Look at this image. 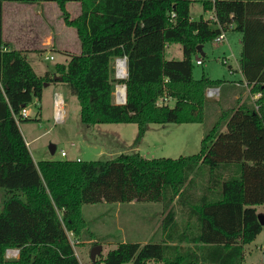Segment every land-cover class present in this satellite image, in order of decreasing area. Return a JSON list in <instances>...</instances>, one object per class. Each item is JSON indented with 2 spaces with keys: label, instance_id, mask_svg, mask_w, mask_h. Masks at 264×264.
Returning a JSON list of instances; mask_svg holds the SVG:
<instances>
[{
  "label": "trees",
  "instance_id": "obj_1",
  "mask_svg": "<svg viewBox=\"0 0 264 264\" xmlns=\"http://www.w3.org/2000/svg\"><path fill=\"white\" fill-rule=\"evenodd\" d=\"M4 2H54L74 28L80 53L56 65L60 79L38 76L23 52L6 50ZM71 2L80 8L74 19ZM193 2L216 21L191 20ZM228 28L241 34L240 71L250 95L260 96L221 111L198 154L32 160L18 123L33 119L20 112L51 81L77 99L82 124H135L133 148L151 124L201 123L206 89L223 81L194 80L191 58ZM172 44L181 59H165ZM124 57L127 76L116 79L113 63ZM117 84L125 85L124 104L113 101ZM0 190V264H80L68 233L93 246L100 240L86 229L82 205L132 201L161 204L162 240L120 242L91 264H243L244 246L262 230L256 207L264 206V0H0ZM7 249L18 257L6 259Z\"/></svg>",
  "mask_w": 264,
  "mask_h": 264
},
{
  "label": "rangeland",
  "instance_id": "obj_2",
  "mask_svg": "<svg viewBox=\"0 0 264 264\" xmlns=\"http://www.w3.org/2000/svg\"><path fill=\"white\" fill-rule=\"evenodd\" d=\"M55 4L54 2H48ZM40 4V3H39ZM46 15L34 19L33 23L43 37L36 50L26 53V59L33 70L40 76L46 73L49 78L60 79L56 71L57 64H66L71 54H75L74 43L76 33L74 28L66 26L59 9L55 4L47 5ZM70 19L77 17L75 3L66 4ZM42 16V17H41ZM192 20H198L200 16L204 20L210 16L204 12L200 2H193L190 6ZM9 23L6 20L5 24ZM233 32L230 29L224 31L225 41L216 45L212 41L202 46V54L192 55V78L199 80L203 77L211 82L223 81L226 88L224 96L211 98L204 104V119L198 124H151L143 135L139 144L133 148V140L137 134V127L131 123H106L95 126H87L80 122L79 103L71 96L61 82L50 83L42 91L40 100L33 99L27 106L30 119L21 120L18 123L19 130L24 141L28 142V149L33 159L37 162L45 158L59 159V152L63 148L67 153L66 159L79 158L83 162L107 160L120 153L138 152L143 158H171L196 155L200 152L201 141L223 110L231 109L237 104V100L244 101L250 95V88H246L242 82L238 86L232 85L239 79V74H230L229 65L236 69L235 60H240V47L235 43ZM237 33V32H235ZM39 40V39H38ZM52 56L53 59H48ZM167 60H179L182 58V49L179 44L168 45L164 51ZM123 59V58H118ZM114 61V76L117 75V61ZM202 60L201 65L195 61ZM226 62L223 63L222 61ZM126 77H124L125 79ZM118 79V78H116ZM123 85V84H119ZM117 85L113 92V101H117ZM44 87V86H43ZM60 90L65 102V120L56 124L53 120V91ZM125 91V90H124ZM257 99V98H254ZM254 101V100H253ZM173 101H169L172 105ZM54 145L56 153L50 154L49 147ZM199 191L196 190V194ZM4 198L3 190H0V208ZM257 212L264 214V206H257ZM82 215L87 224V230L91 232L102 246L100 256H105L108 251L116 248L120 242H134L141 245L144 242H159V224L163 218L160 203L130 202L84 204L81 207ZM176 219L179 223H185V216L181 215L179 208L175 207ZM261 238L264 237V226ZM71 244L76 251V257L80 264H91L89 259L90 249L94 240H87L85 235L79 233L69 236ZM98 237V238H97ZM86 239V240H85ZM76 241L78 244L76 245ZM96 246V245H95ZM99 256V257H100ZM96 257L95 259H97ZM255 259L253 258V261ZM247 264L248 261H245ZM149 264H161L150 262Z\"/></svg>",
  "mask_w": 264,
  "mask_h": 264
},
{
  "label": "crops",
  "instance_id": "obj_3",
  "mask_svg": "<svg viewBox=\"0 0 264 264\" xmlns=\"http://www.w3.org/2000/svg\"><path fill=\"white\" fill-rule=\"evenodd\" d=\"M73 3H75V5L77 7V14L76 15H79L80 14L79 3L71 2L70 4H73ZM47 5H50V7H52V9H53V6L55 4L48 3V2H42L40 4H21V3H16V2H4L2 4V40L7 45L6 50H8V51L9 50H17V51L23 52L24 54L29 53L33 50H36V47L38 46L37 44L41 43V41L43 40V38H42L43 36L40 35L41 33L39 31H37L33 21L36 18H40V14L46 15V11H48L47 7H46ZM190 18H191V16H190ZM6 20H8L9 23L5 24ZM230 32H233V30H231V28H230ZM73 36L75 37V43H74L75 49L73 51V52H75V54H71V55H78L80 53L79 42H78L76 33H73ZM233 37L235 39V43L240 47V51H242L241 34L234 32ZM225 39H226V37H225ZM240 58H241V56H240ZM235 62H236L237 68L233 69L229 65V71H230V74H232V75L234 74L233 72L238 73L240 77H239V79L233 81V83H232L233 87L238 86L237 82H242L243 84L245 83L244 79L242 77L241 71H240V60L238 62L235 60ZM38 76H40V75H38ZM52 79L56 80V77H52ZM49 86H50V83H48L46 86H44L43 90ZM214 87L219 88L220 96L225 95L226 88L224 87L223 84H221L219 86H214ZM245 87L247 88V86H245ZM60 92H61L60 90H54L53 95H54V93H60ZM248 98L250 99L251 102H253V100H255L251 95H249ZM207 100L212 101V99L208 98V97H207ZM25 143H26L27 148H28V142L25 141ZM60 150L65 151L63 148H61ZM29 153L32 157V154L30 151H29ZM55 153H56V147H55L54 154ZM45 159H49V158H45ZM73 159L79 160V158H73ZM32 160L34 162H36L33 159V157H32ZM160 223H161V221H160ZM262 232H263V228H262L261 232L256 236L254 241H252L251 243L246 244L244 246L243 264H247L245 261H248L249 262L248 264H264V237L261 238ZM159 233H160L159 234V236H160L159 241H161L162 240V232L160 231V229H159ZM73 250H75L74 246H73ZM74 253L76 255V251H74ZM253 258L255 259L254 261H253Z\"/></svg>",
  "mask_w": 264,
  "mask_h": 264
},
{
  "label": "built area",
  "instance_id": "obj_4",
  "mask_svg": "<svg viewBox=\"0 0 264 264\" xmlns=\"http://www.w3.org/2000/svg\"><path fill=\"white\" fill-rule=\"evenodd\" d=\"M174 13L172 12L170 14L171 18H174ZM212 22L216 21V18L214 16V14L211 12L210 16L207 18ZM223 41H225V34L224 31H222L218 36H216L212 42L216 45L221 44ZM48 59H53L52 56H49ZM223 63H225L226 61L223 60ZM195 63L197 65H201L202 64V60L201 59H197L195 61ZM244 86H246V83H244ZM206 97L208 98H215L219 96V88L218 87H209L206 89ZM260 95L256 94L253 95V98H258ZM124 101V100H123ZM122 102H119L118 100L115 102L116 104H122ZM27 108V107H26ZM24 108L21 110L20 115L21 117H31L28 115V111L27 109ZM52 108H53V120L56 124H60L63 123L65 120V102H64V98L63 95L61 93H54L53 95V100H52ZM258 106H255V109L257 110ZM60 156L61 157H66L67 153L63 150H60ZM78 160V159H76ZM79 161V160H78ZM71 234L68 233V236H70ZM18 257V250L17 249H7L5 252V258L6 259H15Z\"/></svg>",
  "mask_w": 264,
  "mask_h": 264
},
{
  "label": "water",
  "instance_id": "obj_5",
  "mask_svg": "<svg viewBox=\"0 0 264 264\" xmlns=\"http://www.w3.org/2000/svg\"><path fill=\"white\" fill-rule=\"evenodd\" d=\"M197 51L202 54V46L201 45H199L197 47ZM123 60H124V62H126V58L125 57L123 58ZM126 76H127V72H126ZM116 78H117V75H116ZM46 85H47L46 83L43 84V86H46ZM123 87H124V90H125V85H123ZM124 103H125V96H124V101H123L122 104H124ZM49 151H50V154L53 155L54 152H55V146L54 145H51L49 147ZM257 220H258V222H259V224L261 226H264V214H258L257 215ZM101 251H102V246L101 245L93 246L90 249V252H89V259H90V261L91 262H94L95 261V258L98 257L101 254Z\"/></svg>",
  "mask_w": 264,
  "mask_h": 264
},
{
  "label": "bare ground",
  "instance_id": "obj_6",
  "mask_svg": "<svg viewBox=\"0 0 264 264\" xmlns=\"http://www.w3.org/2000/svg\"><path fill=\"white\" fill-rule=\"evenodd\" d=\"M126 76V62L123 59H118L117 61V78L123 79ZM117 100L122 102L124 100L125 91L123 85H118L117 90Z\"/></svg>",
  "mask_w": 264,
  "mask_h": 264
}]
</instances>
